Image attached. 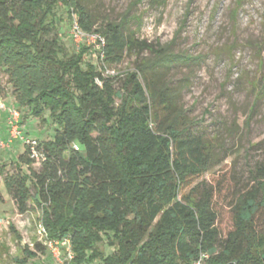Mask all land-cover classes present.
<instances>
[{
    "label": "trees",
    "instance_id": "1",
    "mask_svg": "<svg viewBox=\"0 0 264 264\" xmlns=\"http://www.w3.org/2000/svg\"><path fill=\"white\" fill-rule=\"evenodd\" d=\"M58 6L70 23L75 17L81 30L104 39L107 65L125 53L152 58L139 60L116 90L115 77L86 61L85 44L65 57L46 38ZM124 24L94 28L78 0H0V72L18 108L36 118L48 112L56 126L38 172L26 149L19 161L28 173L3 178L18 213L37 207L48 237L69 240L72 264H192L200 252L207 264H264V160L235 187L231 229L222 238L215 190L200 181L216 163L217 146L192 130L181 88L158 70L183 57L124 34ZM254 91L264 99V79ZM104 240L113 248L107 256L98 247Z\"/></svg>",
    "mask_w": 264,
    "mask_h": 264
},
{
    "label": "rangeland",
    "instance_id": "2",
    "mask_svg": "<svg viewBox=\"0 0 264 264\" xmlns=\"http://www.w3.org/2000/svg\"><path fill=\"white\" fill-rule=\"evenodd\" d=\"M95 21H124V34H134L156 50L166 47L182 56L167 69H158L172 86L181 88L179 105L194 122L193 131L217 146V160L200 181L215 190L217 227L223 238L231 229L229 203L235 187H241L248 169L264 160V99L257 100L254 86L264 79V0H78ZM53 28L46 36L56 39L69 57L76 53L70 37L71 17L65 7L54 10ZM85 34L93 35V32ZM86 45L90 61L115 77L122 88L127 73L137 62L150 59L148 52L125 53L121 63L97 62ZM0 103L15 107V95L6 73L0 72ZM119 103L118 100L115 101ZM25 137L44 143L53 140L56 126L49 113L32 117L26 107H17ZM7 115L0 111V264H72L70 244L52 240L41 224V211L28 204L19 214L4 188L3 178L26 167L19 157L26 155L21 142L8 143ZM41 163H31L38 172ZM3 169V171H2ZM21 169V170H20ZM107 256L113 252L106 241L98 245ZM101 264V263H95Z\"/></svg>",
    "mask_w": 264,
    "mask_h": 264
},
{
    "label": "built area",
    "instance_id": "3",
    "mask_svg": "<svg viewBox=\"0 0 264 264\" xmlns=\"http://www.w3.org/2000/svg\"><path fill=\"white\" fill-rule=\"evenodd\" d=\"M70 37L76 47H79L81 44L90 45L93 44L91 48V53L94 58H96L97 62H103L105 59L104 47L105 41L99 34L88 35L85 34L83 30L78 25L75 17H72V23L70 28ZM112 76L108 71L103 72V76ZM94 83L101 87V81L96 78ZM0 111L4 112L7 115V131L9 140L8 143L11 142H21L26 148L28 152V157L33 163H43L46 160L45 153L42 147L39 145L38 141L28 139L24 136L22 132V127L20 126V115L16 108L6 106L3 103H0ZM73 148L77 150V147L74 145ZM61 242V241H60ZM62 244L69 245V240L64 239ZM209 259V255L205 252H200L197 258L192 262V264H207V260Z\"/></svg>",
    "mask_w": 264,
    "mask_h": 264
}]
</instances>
